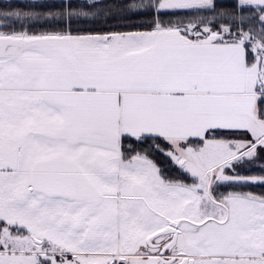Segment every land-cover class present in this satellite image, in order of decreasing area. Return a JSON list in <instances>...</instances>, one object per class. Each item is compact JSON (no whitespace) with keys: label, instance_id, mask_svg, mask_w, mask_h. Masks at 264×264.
Wrapping results in <instances>:
<instances>
[{"label":"snow or ice","instance_id":"obj_1","mask_svg":"<svg viewBox=\"0 0 264 264\" xmlns=\"http://www.w3.org/2000/svg\"><path fill=\"white\" fill-rule=\"evenodd\" d=\"M0 264H264V0H0Z\"/></svg>","mask_w":264,"mask_h":264}]
</instances>
